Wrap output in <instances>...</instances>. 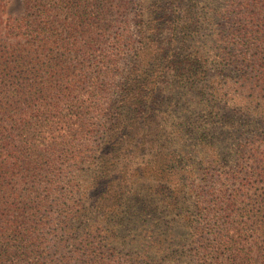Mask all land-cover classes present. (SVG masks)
Instances as JSON below:
<instances>
[{
  "label": "trees",
  "instance_id": "16d2710c",
  "mask_svg": "<svg viewBox=\"0 0 264 264\" xmlns=\"http://www.w3.org/2000/svg\"><path fill=\"white\" fill-rule=\"evenodd\" d=\"M218 1L142 0L133 21L137 36H127L128 69L120 72L117 58L96 78L77 75L76 60L97 50L131 0H23V16L9 26L1 22L0 0V264H175L169 252L187 235L199 239L187 256L200 263L190 264H264V144L241 141L243 134H264V0L235 4L244 22L232 36L204 31L229 15L233 4ZM19 34L22 41L15 40ZM232 49L252 52L246 64L251 80ZM163 88L168 100L158 97ZM83 89L84 98L72 96ZM110 92L116 95L100 113L101 130L85 132L86 140L96 131L103 136L98 154L91 157L90 147L78 154L73 146L64 150L69 139L83 138L75 131L86 109ZM87 101L90 108L81 104ZM166 122L171 138L155 139L161 144H153L157 154L145 164L161 168L156 187L148 185L159 197L126 192L123 182L108 180V168L128 169L144 146L141 136L146 130L152 140L163 135ZM217 133L223 150L212 146ZM61 150L71 159L89 157L95 176L82 190L71 178L59 194L61 213L87 231L79 235L76 225L67 227L74 241L59 239L49 254L39 233L46 221L34 219L46 199L39 187L37 200L24 195L18 181L52 169ZM229 163L235 167L225 172ZM115 211L135 215L142 231L132 243L136 250L124 258L115 256L112 234L96 245L99 233L119 226L120 216L109 217Z\"/></svg>",
  "mask_w": 264,
  "mask_h": 264
},
{
  "label": "rangeland",
  "instance_id": "374dc122",
  "mask_svg": "<svg viewBox=\"0 0 264 264\" xmlns=\"http://www.w3.org/2000/svg\"><path fill=\"white\" fill-rule=\"evenodd\" d=\"M131 1L133 2V4L128 7L126 13H119L117 15L118 17L116 16V20L113 22V25L108 28L107 31H105L102 36V40L98 43L96 47L97 50L95 49L91 50L90 52L88 51L85 56H80L76 60V66L78 67V69L76 70L77 75L85 71L88 74L92 72L93 77L95 76L96 78H102L105 76L106 73H108L109 68L112 67L117 58L118 61H116V65L119 67V71L125 72L128 69L131 54L128 55L130 50L127 45V36H131L132 38H135L137 36L136 26L133 24V21L136 13L140 11V4L142 3V0ZM239 1L240 0H219L218 2L220 6L228 5L230 2L233 4L229 7V15L225 19L224 17H221L219 20L217 19L215 23L211 26V28H205L204 31L207 32L209 35L213 33L214 29L220 30L222 35L224 36H232L235 33L238 34V32L240 31L238 30V24L244 22V16L240 15V13L237 12L238 10L235 9V4H237ZM184 4H186L185 0ZM199 4L201 5V3ZM23 14V0H5L2 6L1 22L6 26H9L10 24L14 25L15 23H18V18L23 16ZM225 20H229V22H225ZM220 22H222V24ZM166 31H164L163 36H166ZM5 38L9 39L10 36H6ZM22 38L23 37L21 34L15 36V40L18 41H22ZM9 40L13 41L14 39L10 38ZM203 40L204 37H201L200 39L198 38L197 43ZM188 44L191 45L192 42L190 41L188 42ZM216 44L222 45V43ZM177 49H179V47H176V50ZM62 51L63 50L60 49L59 55H64V52ZM232 52L235 53V56L237 55L236 57L239 58L238 62L240 64V69L246 71L249 74V79L251 80V66H247L246 64L248 62L249 64H252V52L250 50L240 52V50L237 49H232ZM80 95H84L81 96L82 98L87 95V93H85V89L80 90L78 92L76 91L72 96H78L80 98ZM115 95L116 94L114 92H112V94L111 92L108 93V96H106L105 94V96H101L102 100L95 102V104L92 105V110L86 109L83 121L81 122V125L76 128L75 131L76 135L79 136L80 133L83 135V138H76L73 140L69 139L64 144V150H69L70 146H73L72 149L78 150V152L76 153L78 154L80 153V149L85 147V151H87V148L90 147L91 150L88 152V154H90L91 157L96 156V154H98V151H96L95 149L103 141V136H101L100 132L96 131L94 132L95 134L90 135L89 140H86L85 132L89 129L101 130V123L104 121V119L100 113H102L107 108V98H109V96L113 97ZM169 95H171L169 91L166 88H163L159 92L158 97H161L164 100H168ZM81 104L90 108L89 104L91 103L87 101L82 102ZM181 109L184 110V107H181ZM174 113H176V111H174ZM165 127V133H163V135L159 137L153 136V140L147 130L145 132V136H141L140 139L138 137L137 140H143L144 146L137 151L132 163L130 164V167H127L128 169L121 171L120 173L112 171V169L108 168V180H113L112 183L118 184L123 182L124 186L126 187V192H140L145 193L151 196L152 198H158L159 193L155 190H148V185L152 184L156 187L159 180H161V168H148L149 166H146L145 164L150 158L155 157V155L157 154V150H155L154 146L155 144L159 145L161 143L157 142L155 139H159L162 141L164 140V142H166L168 139L167 133H169V135L170 132L172 133V129L169 123L166 122ZM83 140L84 143L82 142ZM210 140L214 148H216L217 150H223L225 145L223 141H220V139L218 138V133L212 135ZM249 140L250 142H252L253 145H256L258 141L262 140L260 144L263 145L264 134H261L260 136H258V138L253 137L251 133L243 134V137L241 136V141L246 143L249 142ZM171 145L172 143H169V147H171ZM167 147L168 143L162 149ZM72 157V154L65 153L63 152V150H61L57 154V161L52 169L45 167L39 177H32L29 180L22 182L21 184L20 181H18V189H22V193L24 195L28 194V196L32 198V200H37L39 197L33 192V190L39 187L41 190L40 196L46 199L45 206L41 208L40 213H38L39 215H37L34 219L36 221H38L39 219H41L42 221H46L42 225L43 231H40L39 233L45 234L46 236L42 247L46 250V253L49 254L54 252L56 244L59 242V239L69 237V240L66 241L67 243L74 241V230H68L67 227H72L73 225H76L79 230H77L76 232H78L79 235L87 231L85 227L81 226L83 225L82 223L79 224V220L75 221L72 218H67L64 214L61 213V211H63L64 205L59 194L67 187L68 180L72 178L70 182H74L80 187V190H82L84 189L86 183L91 182V180L95 176V173L93 171L94 165L89 164V157H85L83 153H81L80 158L71 159ZM229 167L224 168L225 172H228L229 170L232 171L235 165L233 163H229ZM194 180L195 182H199L200 178L196 176ZM199 183L202 184V182ZM165 192L166 199L168 200V196L172 195L171 193H169L168 190H165ZM33 210L31 212H34ZM109 215L110 219L114 221H117V218L120 216V214L116 211L110 212ZM125 215L126 214H123L118 218L120 224L115 229H113L115 231H102L103 233H99L98 240L96 241V245L99 246L101 245V243L105 242L100 239L103 234H112L113 236H115L117 238V242L115 243L114 247L117 250V253L114 252V254L115 256L121 258L127 257L131 253V250L135 249L132 243L134 242L135 237H137L139 234H142V231L139 229L140 223L138 222L135 215ZM95 217L98 218V216ZM133 219H136L137 223L131 225L129 223V220ZM65 221H67L68 223L67 226L64 223ZM183 241V245H181L180 247L174 246L169 252L170 255L174 256L175 260L173 262H175V264L200 263V259H197L195 262H193L190 261V258L187 256V254L192 250V248L197 245L199 239L194 238L192 235H187ZM80 246L81 244H76L75 248L79 249Z\"/></svg>",
  "mask_w": 264,
  "mask_h": 264
}]
</instances>
